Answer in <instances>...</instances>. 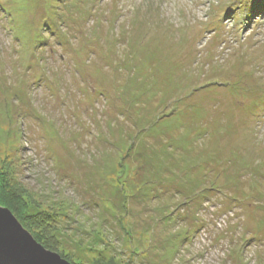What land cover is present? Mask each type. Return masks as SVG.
I'll return each instance as SVG.
<instances>
[{
    "label": "rangeland",
    "instance_id": "obj_1",
    "mask_svg": "<svg viewBox=\"0 0 264 264\" xmlns=\"http://www.w3.org/2000/svg\"><path fill=\"white\" fill-rule=\"evenodd\" d=\"M0 161L74 264H264V0H0Z\"/></svg>",
    "mask_w": 264,
    "mask_h": 264
},
{
    "label": "water",
    "instance_id": "obj_2",
    "mask_svg": "<svg viewBox=\"0 0 264 264\" xmlns=\"http://www.w3.org/2000/svg\"><path fill=\"white\" fill-rule=\"evenodd\" d=\"M0 264H72L59 253L45 248L0 206Z\"/></svg>",
    "mask_w": 264,
    "mask_h": 264
},
{
    "label": "trees",
    "instance_id": "obj_3",
    "mask_svg": "<svg viewBox=\"0 0 264 264\" xmlns=\"http://www.w3.org/2000/svg\"><path fill=\"white\" fill-rule=\"evenodd\" d=\"M1 166H5L3 161H0V167ZM10 180L12 179L9 175V170H0V204L5 205L11 210V212L22 223V225L33 235L36 241L42 244L45 248L58 252L62 257L74 264L69 256L65 255V253H63L62 251L57 250L58 247L53 245V240H51V238L42 233L41 230L36 229V227L38 228L39 226H41L42 229L46 228L45 214L41 212L38 215L39 219L37 218L36 220H32V218L25 212V204H27L25 201V197L27 194L25 191L26 189H23L20 186L18 187L15 183H12V186L8 188L7 186ZM109 263L115 264L112 260Z\"/></svg>",
    "mask_w": 264,
    "mask_h": 264
},
{
    "label": "bare ground",
    "instance_id": "obj_4",
    "mask_svg": "<svg viewBox=\"0 0 264 264\" xmlns=\"http://www.w3.org/2000/svg\"><path fill=\"white\" fill-rule=\"evenodd\" d=\"M232 110V109H231Z\"/></svg>",
    "mask_w": 264,
    "mask_h": 264
}]
</instances>
